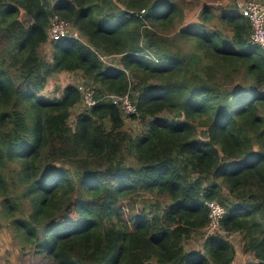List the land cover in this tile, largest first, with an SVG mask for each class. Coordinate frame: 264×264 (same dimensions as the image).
<instances>
[{"label":"trees","instance_id":"16d2710c","mask_svg":"<svg viewBox=\"0 0 264 264\" xmlns=\"http://www.w3.org/2000/svg\"><path fill=\"white\" fill-rule=\"evenodd\" d=\"M209 2L0 0V229L14 248L38 264H233L223 236L187 251L216 203L222 232L264 264V54L247 19ZM56 18L78 39L51 42ZM62 73L92 107L72 84L42 95Z\"/></svg>","mask_w":264,"mask_h":264},{"label":"rangeland","instance_id":"374dc122","mask_svg":"<svg viewBox=\"0 0 264 264\" xmlns=\"http://www.w3.org/2000/svg\"><path fill=\"white\" fill-rule=\"evenodd\" d=\"M246 1L247 0H210L209 2L210 4L208 5L222 9H228L229 7H233L237 11L239 5L243 4ZM200 9L201 7L193 8L190 16L188 17L187 24L193 25L198 21V16H199L198 14L200 12ZM71 28L75 30L72 25ZM51 42L54 43L53 40H51ZM51 42L43 46V48L41 49V55L46 60L51 59V53H52ZM115 60H116L115 58L108 59L107 63L108 64L114 63ZM85 83L86 81H84L79 74H74V73L55 74L50 78L47 88L42 93V95L47 98H52L54 96H57L59 98L63 90L70 84L75 85L76 87H83L86 91L92 92V90L86 88L87 86L85 85ZM116 98L117 97H114L113 100ZM82 108L85 109L84 107ZM78 112H80L79 107L73 111V115L71 118L72 123H74V121L76 120L75 116L78 114ZM128 126L133 128H138V125L136 123H132L131 121H128ZM9 222L7 219H3V224L5 225V227L0 229V264H38V262L34 258H32L29 251H26L25 252L26 254L25 253L23 254L20 250L14 248L12 242H15L14 238H16L19 241V238L17 236L18 232H13L15 231V229L14 228L11 229L12 226L9 225ZM215 236H223L227 238L235 246L236 259L233 262V264H248L249 262L254 261V258L252 256L245 255L243 253V241L241 235L239 234L225 235V233H223L222 230L215 232H211L208 229L205 230L204 232H202V234H200L199 236L195 237L194 239L190 240L187 243L186 245L187 251H190L192 253H198V252L202 253L203 252L202 245L205 242V240L209 237H215Z\"/></svg>","mask_w":264,"mask_h":264},{"label":"built area","instance_id":"2783aa9c","mask_svg":"<svg viewBox=\"0 0 264 264\" xmlns=\"http://www.w3.org/2000/svg\"><path fill=\"white\" fill-rule=\"evenodd\" d=\"M237 12L242 18L248 20L251 27V42L264 54V2L247 0L239 5ZM50 37L51 40L57 42L65 38L78 39L79 34L71 28L70 23L56 18L52 22ZM77 88L83 94L84 106L92 107L95 104L94 92L86 91L83 87ZM113 98L111 99L113 105L119 106L125 115L131 116L137 112V107L132 103L129 96L117 97L114 100ZM207 206L210 211V224L207 229L211 232L220 231L226 211L216 203H208Z\"/></svg>","mask_w":264,"mask_h":264},{"label":"clouds","instance_id":"9594fccd","mask_svg":"<svg viewBox=\"0 0 264 264\" xmlns=\"http://www.w3.org/2000/svg\"><path fill=\"white\" fill-rule=\"evenodd\" d=\"M75 29V28H74ZM75 31H77L76 29H75ZM78 32V31H77ZM65 39H71V38H65ZM58 42V41H57ZM55 43V42H54ZM116 97V96H115ZM113 98V97H112ZM221 230V229H220Z\"/></svg>","mask_w":264,"mask_h":264}]
</instances>
